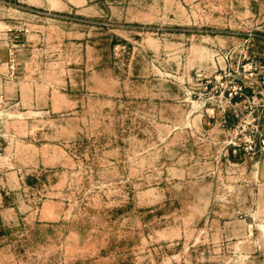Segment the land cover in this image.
I'll use <instances>...</instances> for the list:
<instances>
[{"label":"rangeland","instance_id":"obj_1","mask_svg":"<svg viewBox=\"0 0 264 264\" xmlns=\"http://www.w3.org/2000/svg\"><path fill=\"white\" fill-rule=\"evenodd\" d=\"M20 1L0 264H264V0Z\"/></svg>","mask_w":264,"mask_h":264},{"label":"crops","instance_id":"obj_2","mask_svg":"<svg viewBox=\"0 0 264 264\" xmlns=\"http://www.w3.org/2000/svg\"><path fill=\"white\" fill-rule=\"evenodd\" d=\"M19 4L30 5L27 1L0 0V33L8 32L11 29V11L18 12L25 10ZM11 54L12 53L9 49H5L0 46V82L7 81L10 83V81H13L14 73L12 71Z\"/></svg>","mask_w":264,"mask_h":264}]
</instances>
